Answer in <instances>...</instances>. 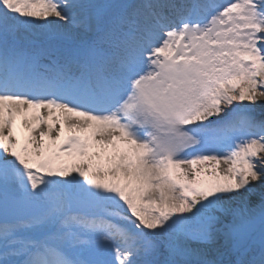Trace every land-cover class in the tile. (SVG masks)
<instances>
[{
	"label": "snow or ice",
	"instance_id": "obj_1",
	"mask_svg": "<svg viewBox=\"0 0 264 264\" xmlns=\"http://www.w3.org/2000/svg\"><path fill=\"white\" fill-rule=\"evenodd\" d=\"M258 102L264 0H0V264H264Z\"/></svg>",
	"mask_w": 264,
	"mask_h": 264
},
{
	"label": "rangeland",
	"instance_id": "obj_2",
	"mask_svg": "<svg viewBox=\"0 0 264 264\" xmlns=\"http://www.w3.org/2000/svg\"><path fill=\"white\" fill-rule=\"evenodd\" d=\"M229 258H230V257L227 256V255H225V256L223 257L224 260H228Z\"/></svg>",
	"mask_w": 264,
	"mask_h": 264
},
{
	"label": "bare ground",
	"instance_id": "obj_3",
	"mask_svg": "<svg viewBox=\"0 0 264 264\" xmlns=\"http://www.w3.org/2000/svg\"><path fill=\"white\" fill-rule=\"evenodd\" d=\"M261 103H264V102H258V104H257L258 112H259V105H260Z\"/></svg>",
	"mask_w": 264,
	"mask_h": 264
}]
</instances>
